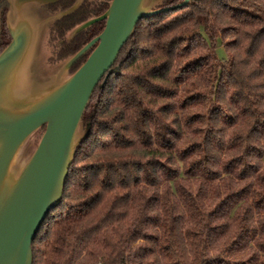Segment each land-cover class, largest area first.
I'll return each instance as SVG.
<instances>
[{"label":"trees","instance_id":"1","mask_svg":"<svg viewBox=\"0 0 264 264\" xmlns=\"http://www.w3.org/2000/svg\"><path fill=\"white\" fill-rule=\"evenodd\" d=\"M110 1L52 22L62 41L50 63L102 31L64 40ZM81 121L87 138L33 264H264V0H192L140 19Z\"/></svg>","mask_w":264,"mask_h":264},{"label":"water","instance_id":"2","mask_svg":"<svg viewBox=\"0 0 264 264\" xmlns=\"http://www.w3.org/2000/svg\"><path fill=\"white\" fill-rule=\"evenodd\" d=\"M58 0H16L9 5L17 11L28 4L46 5ZM163 3L162 0H157ZM192 0L171 7L146 9L145 0H111L107 10L74 27L67 42L97 22L104 21L102 31L65 61L66 70L87 53L85 61L61 83L48 85L39 96L16 101L21 96L33 42L40 30L21 22L9 25L11 41L0 53V264H33L32 242L47 214L62 199L68 170L78 143H75L82 116L94 90L105 83L120 50L131 38L142 18L153 17L182 8ZM13 4V5H12ZM74 5L53 15L52 22L75 11ZM23 9V8H22ZM25 10V9H24ZM34 7L25 10L29 16ZM9 11L6 14L8 16ZM34 24V23H33ZM35 43V41H34ZM102 81V82H101ZM101 82V84H100ZM58 83V84H57ZM44 129L40 140L18 171L14 160L32 134ZM88 135L86 127L81 144ZM19 167V165H18Z\"/></svg>","mask_w":264,"mask_h":264},{"label":"rangeland","instance_id":"3","mask_svg":"<svg viewBox=\"0 0 264 264\" xmlns=\"http://www.w3.org/2000/svg\"><path fill=\"white\" fill-rule=\"evenodd\" d=\"M143 6L146 9H158L161 7V3L157 0H145ZM27 7L28 8L34 7V9L37 10V11L33 10V12L31 13V15L33 16H29L28 14H25V10L27 9ZM27 7L21 6V9L19 11H17L15 7H12L10 8V10L8 9L9 13L7 16V20L9 21V25L11 26L20 22L21 19L19 18L24 17L27 19L30 18L32 21H34L33 22L34 24L32 22L30 23L28 20L25 19L21 21L27 23L26 25H29L31 30L33 29V26L37 27V29H39L40 27L42 28L41 31L39 30L37 32V35L35 36V40L31 39L34 48L31 59L29 61L30 68L27 69L26 71V73L29 71L26 74V78L28 79V81L24 82V88H22V91H20L21 96L16 97L15 99L16 101H20L21 99H26L28 98V95H32V94H34V97H37L39 96L38 91H40L43 87L45 88L48 85L51 86L53 84H56V82L61 83L72 74L70 70H66L64 64L69 57L56 63L49 62L51 57H53V53L56 51L51 49V44H49L48 41L49 39L48 33L50 30L49 26L53 24L52 23L53 16L51 15L44 16L41 12L42 10L41 6L28 4ZM70 32L71 31H68L66 36L64 37V40L66 42H67V36H69ZM61 41L62 40H60L59 42L60 44ZM218 53L220 57L224 56V52L222 49H219ZM28 99H31V97ZM85 130H86V126L83 124V122H81L77 130V135L75 139V143H78V146L80 145L79 141L84 137ZM43 131L44 129H40L39 131L32 134L30 138L25 142V144L21 147L14 160L13 169L19 171L22 168L21 166L26 162V160L29 158V156L36 148Z\"/></svg>","mask_w":264,"mask_h":264},{"label":"flooded vegetation","instance_id":"4","mask_svg":"<svg viewBox=\"0 0 264 264\" xmlns=\"http://www.w3.org/2000/svg\"><path fill=\"white\" fill-rule=\"evenodd\" d=\"M9 1H12V0H7V3H8V9H9ZM16 0H13L12 2H14ZM76 1V0H75ZM85 0H81V4L84 2ZM41 6V12L44 16H48V15H52V13L47 9V4L46 5H40ZM8 9L6 8L7 12H8ZM5 12L2 14V19L0 21V53L6 48V46L10 43L11 41V38H10V35H9V32L7 31V25H6V20H7V17L5 16V13L7 14V12ZM55 15V14H54ZM5 17V18H4ZM104 22V21H103ZM52 25L49 26V29H51ZM5 28V30H4ZM49 44H51V49L52 50H57V48L59 49V46L61 45L59 42L60 40L57 39V36L54 35V36H50V30H49Z\"/></svg>","mask_w":264,"mask_h":264}]
</instances>
